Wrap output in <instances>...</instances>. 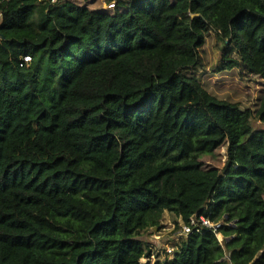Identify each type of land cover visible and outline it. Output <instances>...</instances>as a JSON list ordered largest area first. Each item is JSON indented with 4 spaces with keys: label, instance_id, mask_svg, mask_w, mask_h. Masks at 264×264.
I'll list each match as a JSON object with an SVG mask.
<instances>
[{
    "label": "trees",
    "instance_id": "16d2710c",
    "mask_svg": "<svg viewBox=\"0 0 264 264\" xmlns=\"http://www.w3.org/2000/svg\"><path fill=\"white\" fill-rule=\"evenodd\" d=\"M0 11V264H264V95L242 109L194 75L213 32L220 72L264 81V0ZM166 212L188 234L152 262Z\"/></svg>",
    "mask_w": 264,
    "mask_h": 264
},
{
    "label": "rangeland",
    "instance_id": "374dc122",
    "mask_svg": "<svg viewBox=\"0 0 264 264\" xmlns=\"http://www.w3.org/2000/svg\"><path fill=\"white\" fill-rule=\"evenodd\" d=\"M66 1L77 6H86L92 10H110L109 4L114 0H62V3ZM222 48L223 43L218 40L213 32H210L205 45L200 50L201 67L194 72V75L212 96L220 100L237 103L242 109L256 111L260 98L264 95V81L258 76L240 73L236 69L220 72ZM252 127L257 131L264 130V124L256 117L253 118ZM226 160V146L200 158L204 168L219 170H222ZM187 234L182 221L166 212L161 225L145 231L141 240L155 251V255L151 258V261L155 262L164 259L167 255L171 258L176 245ZM218 239L222 242V236L219 235ZM141 263H147V259H143Z\"/></svg>",
    "mask_w": 264,
    "mask_h": 264
},
{
    "label": "built area",
    "instance_id": "2783aa9c",
    "mask_svg": "<svg viewBox=\"0 0 264 264\" xmlns=\"http://www.w3.org/2000/svg\"><path fill=\"white\" fill-rule=\"evenodd\" d=\"M53 2H57V0H53ZM115 3H116V0L112 1V2L109 4V7H108V8L113 9L114 6H115ZM1 21H2V13H1V11H0V22H1ZM0 41H2V38H1V37H0ZM24 61H25L26 63H29V62H31V59H30L29 57H26V58L24 59ZM200 221H201L202 224H203L205 227H207L208 229L216 230V228H217L216 225L210 223L208 220H206V219H204V218H201ZM185 230H186V232H188V229H187V228H185Z\"/></svg>",
    "mask_w": 264,
    "mask_h": 264
}]
</instances>
